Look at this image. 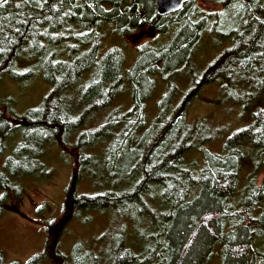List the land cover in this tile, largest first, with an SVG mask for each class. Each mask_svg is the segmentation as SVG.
<instances>
[{
    "label": "trees",
    "instance_id": "1",
    "mask_svg": "<svg viewBox=\"0 0 264 264\" xmlns=\"http://www.w3.org/2000/svg\"><path fill=\"white\" fill-rule=\"evenodd\" d=\"M157 1L0 0V78L30 76L16 71L17 62L38 57L51 85L22 115L0 100V143L20 137L0 174V205L9 209L12 180L47 174V147L77 151L68 157L71 179L59 218L46 224L43 252L23 264H206L217 245L220 264H264L255 249L264 240V0H186L168 15ZM144 30L154 41L136 49L128 69L120 49L103 50L109 32L124 38ZM207 34L223 52L198 77L189 74L191 90L174 106L177 77L195 68ZM209 85L251 117L218 154L205 149L210 129L188 122ZM123 89L131 107L111 109ZM246 162L253 171L240 182ZM83 173L95 178L96 193H77ZM93 213L115 220L97 245L77 242L63 254L71 221ZM0 264L19 263L0 252Z\"/></svg>",
    "mask_w": 264,
    "mask_h": 264
},
{
    "label": "rangeland",
    "instance_id": "2",
    "mask_svg": "<svg viewBox=\"0 0 264 264\" xmlns=\"http://www.w3.org/2000/svg\"><path fill=\"white\" fill-rule=\"evenodd\" d=\"M202 7L205 10H216V7L208 3H202ZM106 35L103 50L112 47L120 49L125 56L126 68L134 62L136 49L146 42L152 43L154 40L151 39L155 34L144 30L124 38L111 35L110 32ZM165 42L167 41L165 40ZM220 43L221 40L213 39L208 34L203 38L193 58V64L197 70L191 67V70L184 72L187 74L177 77L179 93L174 98V106L181 101L184 94L191 90L189 74L195 73L194 76L198 77L208 65L214 63L221 55L223 51L220 48L223 47V44L220 45ZM41 63V58L24 57L17 62L16 71L30 72V76L13 79L9 75H5L0 78V100L5 102L6 107L16 115H22L29 109L37 107L51 91V85L42 76ZM117 97L112 107L110 106L111 109L118 110L120 106L124 108L123 110H128L131 107L127 90L123 89ZM159 97L156 93L147 102L146 110L150 116L155 115V104ZM72 100L77 104L76 99ZM90 116L94 119L98 114ZM188 122L191 124L202 123L210 129L211 142H207L205 149L218 154L222 151L226 138L246 127L251 122V117L249 113H244L239 106L227 102L218 85H209L205 86L193 100L188 113ZM19 138V136H14L0 143V174L3 171L5 160L11 155L14 146L20 140ZM93 152L95 156L100 154L98 150ZM76 153L77 151L74 149L62 153V150L55 146L47 147L41 159L46 168V175L22 178L18 181L15 180L16 182L12 180V191L4 202L9 206V209H3L2 204L0 205V252L7 262L23 264L32 256L43 252L46 224L50 220L55 221L59 218L65 191L71 179L73 167L68 157H73ZM195 161L200 163L202 158L200 159L198 156ZM252 171L253 166L250 162H246L240 173V182H243L244 178ZM89 176L83 173L78 183L77 193L93 194L98 191L94 182L95 178ZM4 194L5 192L0 189V201ZM113 220L115 219L111 213L89 214L86 220L82 217L74 218L63 235L62 253L69 255L73 245L77 242H91L97 245L95 241L101 240L100 237L106 234L105 230ZM141 224L144 227L145 224ZM255 249L258 253L263 254L264 240ZM220 255L221 247L217 245L213 250V256L206 264H220Z\"/></svg>",
    "mask_w": 264,
    "mask_h": 264
},
{
    "label": "water",
    "instance_id": "3",
    "mask_svg": "<svg viewBox=\"0 0 264 264\" xmlns=\"http://www.w3.org/2000/svg\"><path fill=\"white\" fill-rule=\"evenodd\" d=\"M186 0H158L157 9L160 15L177 12Z\"/></svg>",
    "mask_w": 264,
    "mask_h": 264
}]
</instances>
